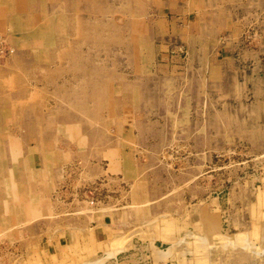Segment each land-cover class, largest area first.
I'll use <instances>...</instances> for the list:
<instances>
[{"label":"rangeland","instance_id":"1","mask_svg":"<svg viewBox=\"0 0 264 264\" xmlns=\"http://www.w3.org/2000/svg\"><path fill=\"white\" fill-rule=\"evenodd\" d=\"M0 37V264H264V0H0Z\"/></svg>","mask_w":264,"mask_h":264},{"label":"crops","instance_id":"2","mask_svg":"<svg viewBox=\"0 0 264 264\" xmlns=\"http://www.w3.org/2000/svg\"><path fill=\"white\" fill-rule=\"evenodd\" d=\"M91 83L89 85H94L98 86V78L92 79ZM100 81V79H99ZM52 124V125H51ZM50 126H40L37 125V123L33 124L32 119L28 121V124L25 126L24 134H33L36 135L38 134H45L47 135L46 137H43L41 140H39L36 143H32L29 146H33L31 150L27 149L26 147L23 149V154L25 156V162L28 165L29 168H45L48 165H55L56 164V151L54 147H50V138L52 134V130L50 128H53L55 125V122H51ZM14 126L11 125H3V134L7 133H13L15 132ZM4 146V145H3ZM60 154V153H59ZM61 155V154H60ZM23 165L21 163H16L13 162L9 159L8 156V146L3 147V158H0V181L2 182L5 178V176L8 175V172L10 169L13 171L15 176L22 171ZM10 173V172H9ZM3 199V192L0 191V200ZM106 235V232L102 227L97 228L94 227L92 228V231L89 233L90 236V243L91 244V250L92 249H99L101 247H104L105 243L108 241L107 239H104ZM107 240V241H106ZM118 253V252H117Z\"/></svg>","mask_w":264,"mask_h":264},{"label":"built area","instance_id":"3","mask_svg":"<svg viewBox=\"0 0 264 264\" xmlns=\"http://www.w3.org/2000/svg\"><path fill=\"white\" fill-rule=\"evenodd\" d=\"M4 41L5 40L3 39V45H2V38L0 37V53H2V54H3V52L5 50H7L8 52H11L12 51V49L10 47H8V46L5 45V42Z\"/></svg>","mask_w":264,"mask_h":264}]
</instances>
